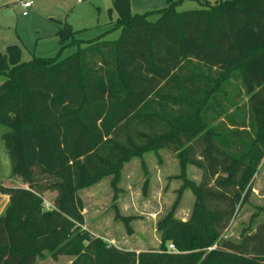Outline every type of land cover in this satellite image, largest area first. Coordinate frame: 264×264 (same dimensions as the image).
<instances>
[{
    "label": "trees",
    "instance_id": "16d2710c",
    "mask_svg": "<svg viewBox=\"0 0 264 264\" xmlns=\"http://www.w3.org/2000/svg\"><path fill=\"white\" fill-rule=\"evenodd\" d=\"M111 1L116 40L98 37L62 60L23 62L17 45L0 53L1 139L21 181L0 182V264L45 253L71 264H264V222L252 226L264 206L240 241L225 236L264 162V0H198L201 9L180 12L167 0L154 22L130 0ZM76 33L64 25L62 48ZM161 150L177 156L183 183L158 222L159 248L122 249L85 229L80 192L111 177L117 193L125 164ZM188 189L183 221L174 211Z\"/></svg>",
    "mask_w": 264,
    "mask_h": 264
},
{
    "label": "rangeland",
    "instance_id": "374dc122",
    "mask_svg": "<svg viewBox=\"0 0 264 264\" xmlns=\"http://www.w3.org/2000/svg\"><path fill=\"white\" fill-rule=\"evenodd\" d=\"M24 0H0V53L17 45L21 49V60L29 62L34 57L58 58L62 60L74 54L88 42L102 37L116 40L121 30L109 31L107 25L117 18L115 11L110 13L111 0H33V11L29 17L23 16L21 2ZM133 14H148L152 22L159 18L157 10L168 7L167 0H130ZM176 11L198 10L202 8L198 0H176ZM212 4L226 0H208ZM34 12V14H32ZM32 14V15H31ZM34 16V17H32ZM69 24L77 32L79 43L61 44L59 32ZM4 78H0V83ZM7 128L0 126V182L7 185H21L18 178L12 177L8 151L1 139ZM180 163L177 156L165 150L158 154L147 153L143 158H134L125 164L119 190L115 193L112 178L106 177L97 184L80 192L84 202V228L94 236L102 237L119 248L136 252L155 250L160 246L158 222L171 212L178 197L182 181ZM187 177L199 183L201 171L188 166ZM53 194H47L46 199ZM195 197L190 189L183 192L174 216L187 221L191 216ZM9 198L0 193V213L8 206ZM116 205V206H115ZM264 206V162L255 176L254 190L226 230L225 236L232 241H240L243 229L247 228L258 207ZM129 218L126 222L116 217ZM253 225L264 222L260 213ZM37 264H71V257H53L48 253Z\"/></svg>",
    "mask_w": 264,
    "mask_h": 264
},
{
    "label": "built area",
    "instance_id": "2783aa9c",
    "mask_svg": "<svg viewBox=\"0 0 264 264\" xmlns=\"http://www.w3.org/2000/svg\"><path fill=\"white\" fill-rule=\"evenodd\" d=\"M83 0H79V2H81ZM34 4V1L33 0H24L22 2V7H23V16H27L29 14V11L30 9L32 8ZM169 249L172 250V251H176L175 247L173 245H170L169 246Z\"/></svg>",
    "mask_w": 264,
    "mask_h": 264
},
{
    "label": "crops",
    "instance_id": "0c3cea01",
    "mask_svg": "<svg viewBox=\"0 0 264 264\" xmlns=\"http://www.w3.org/2000/svg\"><path fill=\"white\" fill-rule=\"evenodd\" d=\"M22 2H23V1H22ZM22 2H21V5H20V6H21V9H22V11H23L24 9H23V7H22ZM33 7H34V4H33L32 8H31V11H33ZM32 14H34V12H33ZM32 14H31V15H32ZM25 17H29V15H27V16H25ZM32 17H34V16H32ZM253 190H254V189H253Z\"/></svg>",
    "mask_w": 264,
    "mask_h": 264
}]
</instances>
